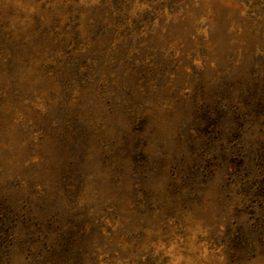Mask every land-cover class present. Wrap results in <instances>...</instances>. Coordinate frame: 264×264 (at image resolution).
<instances>
[{
    "label": "rangeland",
    "instance_id": "rangeland-1",
    "mask_svg": "<svg viewBox=\"0 0 264 264\" xmlns=\"http://www.w3.org/2000/svg\"><path fill=\"white\" fill-rule=\"evenodd\" d=\"M0 264H264V0H0Z\"/></svg>",
    "mask_w": 264,
    "mask_h": 264
}]
</instances>
